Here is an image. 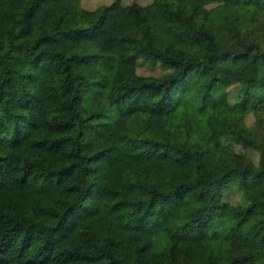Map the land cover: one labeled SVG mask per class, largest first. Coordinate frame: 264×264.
<instances>
[{
  "label": "trees",
  "instance_id": "16d2710c",
  "mask_svg": "<svg viewBox=\"0 0 264 264\" xmlns=\"http://www.w3.org/2000/svg\"><path fill=\"white\" fill-rule=\"evenodd\" d=\"M82 2L0 0V264H264V0Z\"/></svg>",
  "mask_w": 264,
  "mask_h": 264
},
{
  "label": "rangeland",
  "instance_id": "374dc122",
  "mask_svg": "<svg viewBox=\"0 0 264 264\" xmlns=\"http://www.w3.org/2000/svg\"><path fill=\"white\" fill-rule=\"evenodd\" d=\"M111 0H83L82 4L87 8H95L99 5H104L109 3ZM126 3L138 2L140 4H145L150 0H124ZM128 23L127 16L123 10L118 7H112L108 11L107 16L104 20L102 27V34L100 37L95 39V45L97 48L104 53L115 52L121 57H126L128 54L127 47L120 39L121 32L125 29ZM232 27L230 23H225L221 27L217 28L215 35V43L217 46H222L226 42L230 41L232 38ZM139 72L143 74L159 73L161 67L155 65L154 67H149L147 65H141L138 68ZM264 75V72H263ZM240 116L237 110L227 111L220 113L216 117L211 118L210 124L212 126V132L216 135L220 132L222 126L224 125H234L238 122ZM161 161L156 158H149L145 163V171L152 172L156 170ZM117 164V159H112L105 162L104 171L107 176L111 179H115V168ZM194 178L198 177V170L196 165L193 166ZM148 222L151 225L163 227L168 231H171L174 238H188L190 237V232L179 226V221L177 218V209L171 206L164 212L155 215L148 216Z\"/></svg>",
  "mask_w": 264,
  "mask_h": 264
}]
</instances>
